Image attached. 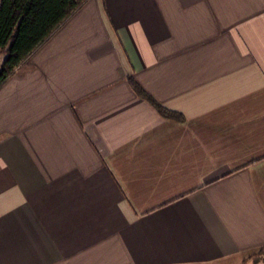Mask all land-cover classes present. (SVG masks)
Here are the masks:
<instances>
[{
	"label": "crops",
	"instance_id": "obj_1",
	"mask_svg": "<svg viewBox=\"0 0 264 264\" xmlns=\"http://www.w3.org/2000/svg\"><path fill=\"white\" fill-rule=\"evenodd\" d=\"M261 246L264 0H83L0 84V264Z\"/></svg>",
	"mask_w": 264,
	"mask_h": 264
},
{
	"label": "trees",
	"instance_id": "obj_2",
	"mask_svg": "<svg viewBox=\"0 0 264 264\" xmlns=\"http://www.w3.org/2000/svg\"><path fill=\"white\" fill-rule=\"evenodd\" d=\"M83 0H0V84L78 8ZM128 81L137 94L154 104L164 116L181 118L159 105L132 77ZM264 246L243 263L257 261Z\"/></svg>",
	"mask_w": 264,
	"mask_h": 264
},
{
	"label": "rangeland",
	"instance_id": "obj_3",
	"mask_svg": "<svg viewBox=\"0 0 264 264\" xmlns=\"http://www.w3.org/2000/svg\"><path fill=\"white\" fill-rule=\"evenodd\" d=\"M3 57V52L1 51L0 52V59Z\"/></svg>",
	"mask_w": 264,
	"mask_h": 264
}]
</instances>
